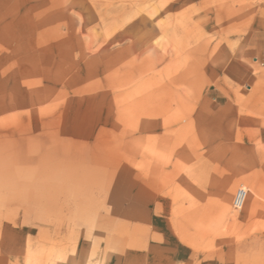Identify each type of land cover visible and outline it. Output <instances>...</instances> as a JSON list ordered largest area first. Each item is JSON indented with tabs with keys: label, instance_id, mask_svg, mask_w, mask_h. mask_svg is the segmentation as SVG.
<instances>
[{
	"label": "rangeland",
	"instance_id": "obj_1",
	"mask_svg": "<svg viewBox=\"0 0 264 264\" xmlns=\"http://www.w3.org/2000/svg\"><path fill=\"white\" fill-rule=\"evenodd\" d=\"M0 264H264V0H0Z\"/></svg>",
	"mask_w": 264,
	"mask_h": 264
},
{
	"label": "built area",
	"instance_id": "obj_2",
	"mask_svg": "<svg viewBox=\"0 0 264 264\" xmlns=\"http://www.w3.org/2000/svg\"><path fill=\"white\" fill-rule=\"evenodd\" d=\"M244 194H245V191L243 189L238 190L236 199H235V203L237 206L241 205V199L244 196Z\"/></svg>",
	"mask_w": 264,
	"mask_h": 264
},
{
	"label": "crops",
	"instance_id": "obj_3",
	"mask_svg": "<svg viewBox=\"0 0 264 264\" xmlns=\"http://www.w3.org/2000/svg\"><path fill=\"white\" fill-rule=\"evenodd\" d=\"M232 64H233V65L235 64V65H237V66H238V64H239V66H240V65L242 66V64L237 63V62L234 61L233 63L229 64L228 68H232V67H233V66L231 67ZM236 80H237V81H240V83L243 82V79H240V77H236Z\"/></svg>",
	"mask_w": 264,
	"mask_h": 264
}]
</instances>
